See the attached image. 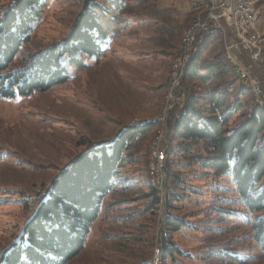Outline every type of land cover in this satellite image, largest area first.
I'll list each match as a JSON object with an SVG mask.
<instances>
[{
    "label": "rangeland",
    "instance_id": "rangeland-1",
    "mask_svg": "<svg viewBox=\"0 0 264 264\" xmlns=\"http://www.w3.org/2000/svg\"><path fill=\"white\" fill-rule=\"evenodd\" d=\"M15 1L0 0V19ZM84 1L48 0L9 70L27 67L64 40ZM190 1L142 0L123 17L118 42L98 63L88 59L84 70L44 92L0 98V262L51 183L75 158L108 146L127 126L153 124L152 130L132 142L125 168L104 197L81 252L68 264H264V254L255 247L249 223L245 224L254 217L243 220V206L229 191L230 184L216 183L229 189L215 191L208 185L213 180L203 176L198 180L179 165L175 172L183 173L184 198L174 201L167 161L163 193L155 190L149 176V148L158 131L166 132L167 160L177 142L169 125L171 113L163 112L180 39L196 14L189 9ZM249 2L264 50V0ZM223 51L226 58L224 45ZM257 71L264 83V73ZM160 115L163 127L157 121ZM188 187L199 192L190 193ZM263 187L264 178L258 189ZM221 198L229 203L215 201ZM167 216L182 223L178 230L168 225Z\"/></svg>",
    "mask_w": 264,
    "mask_h": 264
},
{
    "label": "trees",
    "instance_id": "trees-1",
    "mask_svg": "<svg viewBox=\"0 0 264 264\" xmlns=\"http://www.w3.org/2000/svg\"><path fill=\"white\" fill-rule=\"evenodd\" d=\"M47 1L16 0L0 19V98L44 92L84 70L88 59L98 63L118 42L123 17L132 14L142 0H85L64 40L39 54L27 67L11 72V62L29 40ZM205 36L198 38L192 59L183 69L185 98L169 117L177 138L168 160L165 150L170 194L174 201L184 198L183 173L175 172L179 165L198 180L201 176L213 180L208 185L215 191L229 189L216 183L230 184L233 189L229 191L243 206V220L254 217L245 224L249 223L255 247L264 254V187L258 189L264 178V105L258 104L250 86L238 79L225 58L222 32ZM180 42L182 47V39ZM262 42L260 38L263 50ZM152 129L153 124L127 126L108 146L75 158L51 183L17 240L4 250L0 264H68L81 252L104 197L125 168V154L132 142ZM149 176L152 178L150 172ZM150 189L154 196L152 186ZM187 191L199 192L194 187ZM156 201L154 198L153 203ZM215 201L229 203L222 198ZM213 210L227 214V210ZM166 219L172 230L182 225L169 216Z\"/></svg>",
    "mask_w": 264,
    "mask_h": 264
},
{
    "label": "built area",
    "instance_id": "built-area-1",
    "mask_svg": "<svg viewBox=\"0 0 264 264\" xmlns=\"http://www.w3.org/2000/svg\"><path fill=\"white\" fill-rule=\"evenodd\" d=\"M193 8L203 10V17L198 20L197 26L186 39V45L179 48V55L174 59L172 77L169 82L170 90L167 96L168 107L164 109L166 116L185 98V89L179 87V73H181L187 54L193 50L199 37H206L205 29L213 25L223 27V35L233 48V52L237 53V60L233 67L241 76L242 82L248 86L257 87L259 104L264 105V83L260 80L257 71L261 70L264 73V57L257 55L255 49V39L260 37V34L254 29L252 20H248V12L242 10L240 1L233 0V4H225V0H215L214 9L206 10L199 1L191 0L189 9ZM163 115L160 118H163ZM165 136V129L161 136H156L150 162L151 176L156 180V185L161 187V193L163 187L162 152Z\"/></svg>",
    "mask_w": 264,
    "mask_h": 264
},
{
    "label": "bare ground",
    "instance_id": "bare-ground-1",
    "mask_svg": "<svg viewBox=\"0 0 264 264\" xmlns=\"http://www.w3.org/2000/svg\"><path fill=\"white\" fill-rule=\"evenodd\" d=\"M197 1H199L201 3L202 7H204L206 10H213L214 7H215V0H197ZM239 1H240V5H241L242 10L248 12V20H252V22L255 23L254 11H253V8H252L249 0H239ZM225 4H233V0H225ZM193 9H194V11H195L196 14L192 17L191 23L189 24V27L185 31V34H184V36L182 38V47H184L186 45V39L190 35V32L192 30H194L195 27L197 26L198 20L203 17V10H200V8H193ZM216 30H219V31L222 32L227 60L232 65V67H233V64H235V62L237 60V53L236 52H233V48H231L229 42L225 38V35H223V27L220 26V25L210 26V28H206L205 29V34H212ZM260 38L261 37L255 39V49L257 51V55H261V57H264V52H263V50H262V48L260 46ZM194 49H195V46H194L193 50L190 51L187 54V57L185 59V62L183 63V68L181 70V73H179V87H181V88H183V84H182V73H183V69L191 61L192 55L194 53ZM173 63H174V61H173ZM235 72H236V75H237L238 79L242 81L241 76L237 73L236 69H235ZM250 89L252 90V93H253L254 97L256 98V100H257V102L259 104L258 89H257V87L250 86ZM166 101H167V103H166V106L165 107H168V100L166 99ZM259 105H262V104H259ZM163 114H164V112H163ZM163 120H164L163 118H159L157 120L158 122H160V124L162 125V127H163V124L162 123L164 122ZM163 131H164V128H162L161 131L156 136H161V134H162ZM156 136L154 137V139H153V141H152V143L150 145V148H149L150 151H151V155H152L153 144H155V138H156ZM165 139H166V137H164V144L166 143ZM165 160H166V154H165V150L163 149V152H162V171H163V187H162V193L165 190V180H166L165 179L166 178L165 177V173H164ZM149 172L151 174L150 167H149ZM152 179H153V184L156 185V180L153 177H152ZM157 190H158V193L161 194V187H158L157 186ZM159 256H160V253H159Z\"/></svg>",
    "mask_w": 264,
    "mask_h": 264
}]
</instances>
